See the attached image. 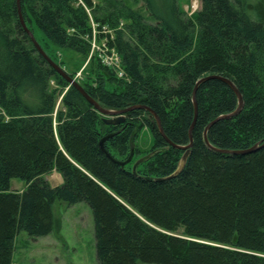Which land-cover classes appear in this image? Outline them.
I'll return each mask as SVG.
<instances>
[{
  "label": "trees",
  "instance_id": "obj_1",
  "mask_svg": "<svg viewBox=\"0 0 264 264\" xmlns=\"http://www.w3.org/2000/svg\"><path fill=\"white\" fill-rule=\"evenodd\" d=\"M127 1L19 0V8L44 53L56 63L53 51L76 52L78 68L92 21L129 82L92 56L84 91L103 108L148 107L170 142L185 146L191 133V146H171L144 109L104 125L38 53L17 0H0V264H11L18 232L37 239L53 231L56 201L90 207L98 264H264V146L221 152L264 142V0H199L191 14L184 0H140L145 14ZM208 76L235 85L238 114L220 118L237 97ZM51 82L67 87L60 108L62 89ZM142 127L153 145L133 174L130 144ZM107 134L116 160L133 150L124 167L101 151ZM53 170L62 177L56 186L43 177ZM12 178L26 182L22 192L10 190Z\"/></svg>",
  "mask_w": 264,
  "mask_h": 264
},
{
  "label": "rangeland",
  "instance_id": "obj_2",
  "mask_svg": "<svg viewBox=\"0 0 264 264\" xmlns=\"http://www.w3.org/2000/svg\"><path fill=\"white\" fill-rule=\"evenodd\" d=\"M127 2L129 4L131 3L135 8L142 9L144 14L146 13L142 5L143 3L140 0H137V3H133L132 0ZM199 7V0H184L182 2V8L187 14H191L193 11L199 9ZM90 25L92 27L93 37L88 41L90 47L86 57L83 58L84 62L82 66L78 68L79 62L77 60L80 61V56L77 55L76 52L65 49L52 52L56 63H58L57 65L61 63L64 67L59 66L64 68L65 71L68 70L70 73L75 72L73 78L80 84L83 82L85 74V70L83 71L84 67L92 56H96L103 65L116 71L114 72L116 77L128 83L129 80L125 78V75L118 73L122 71L120 63L117 62V65L111 63L110 65L105 61V58H108L111 62V57H114L113 53L119 56L118 53L115 49L110 48L105 39H97L100 33L96 30L95 24L92 21ZM110 31L112 30H107V32ZM35 34H37L38 37V35H41V32L36 29ZM51 85L54 89H62V93L57 96L56 99V108H60L62 94L67 87H59L53 82H51ZM103 118L104 117L100 115L101 122L106 125L102 120ZM126 118L127 115L125 120ZM136 132L138 135L130 144L135 151L133 162L145 157L153 145L152 134L146 127H142L140 130L138 128ZM112 152L115 153L116 157L119 159L121 158L115 148H112ZM43 177L49 181L51 185H55L59 181H62L61 175L55 170ZM25 187L26 182L24 180L19 178H12L10 180L11 191L20 193ZM54 215V229L49 235L31 239L23 231L17 233L14 238V252L11 264H98L96 259L93 217L90 207L84 202L69 206L61 201H56L54 204Z\"/></svg>",
  "mask_w": 264,
  "mask_h": 264
},
{
  "label": "water",
  "instance_id": "obj_3",
  "mask_svg": "<svg viewBox=\"0 0 264 264\" xmlns=\"http://www.w3.org/2000/svg\"><path fill=\"white\" fill-rule=\"evenodd\" d=\"M17 6H18V13H19V21H20V24L22 26V28L24 29V31L26 32V34L29 36L30 40L32 41L34 47L36 48V50L38 51V53L47 61V63L56 71V73H58L65 81L66 83L75 88L84 98L85 100L96 110L98 111L104 118L102 119L103 122L106 124V125H111V126H116L118 124H121L125 121V117H126V113L130 112V111H133V110H136V109H144L148 112H150L156 123H157V126H158V130L159 132L161 133L162 136L165 137L164 133H163V130H162V127H161V124H160V121H159V118L158 116L151 110L149 109L148 107L144 106V105H134V106H130V107H126L124 109H118V110H114V109H109V108H103L102 106H100L95 100H93L85 91L84 89L81 87V85L75 81L73 79V77H71L69 74H67L65 72V70L63 68H61L59 65H57L56 63H54L45 53L44 51L41 49V47L39 46V44L37 43V41L35 40L32 32L26 27L25 23H24V20L21 16V13H20V8H19V0H17ZM208 78H219L221 79L222 81H224L226 84H228L232 90L234 91L236 97H237V107L236 109L229 113V114H226V115H223L221 116L220 118H229L233 115H236L240 112L242 106H243V101H242V96L241 94L239 93V91L237 90V88L235 87V85L229 80V79H226V78H221L219 76H208V77H205L204 79H208ZM204 79H201L204 80ZM200 81H198L196 83V86L197 84L199 83ZM196 86H195V89H196ZM195 89L193 91V94H192V102H193V106H194V121H195V117H196V114H197V104H196V100H195ZM194 121L190 127V130L194 124ZM206 131H207V127L205 128L204 130V133H203V136H204V140H205V143L207 145L208 142L206 140ZM113 136V134H107L105 136H103L100 141H99V147L101 149V151L105 154V156H107L113 163H116L118 165H120L121 167H124L125 165H127L128 163L131 162L132 158H133V154L134 152L131 151L130 153V156L124 160V161H118L116 160L115 158H113L104 148V142L107 141L109 138H111ZM166 138V137H165ZM166 141L173 147L175 148H182V149H188L190 146H191V143H192V137H191V133H189V144L185 145V146H181V145H177V144H173L172 142H170L167 138H166ZM260 146H264V142L261 143L260 145V142L254 144L252 147L246 149V150H243V151H230V150H221V152L223 153H226V154H240V153H249V152H252L256 149H258ZM186 157V154L183 156V160L185 159ZM143 161V159H138L136 160L133 165H132V173L135 174V170L137 168V166Z\"/></svg>",
  "mask_w": 264,
  "mask_h": 264
},
{
  "label": "built area",
  "instance_id": "obj_4",
  "mask_svg": "<svg viewBox=\"0 0 264 264\" xmlns=\"http://www.w3.org/2000/svg\"><path fill=\"white\" fill-rule=\"evenodd\" d=\"M113 55H114V57L113 56L111 57V60H112L111 62L109 61L108 58H105V61H106V63H108L110 65H111V63L114 65H117V62L120 63V58H119V56L115 55L114 53H113ZM118 73L123 74V71H119Z\"/></svg>",
  "mask_w": 264,
  "mask_h": 264
},
{
  "label": "crops",
  "instance_id": "obj_5",
  "mask_svg": "<svg viewBox=\"0 0 264 264\" xmlns=\"http://www.w3.org/2000/svg\"><path fill=\"white\" fill-rule=\"evenodd\" d=\"M62 181H59L57 184H55V185H58V184H60ZM55 185H52V186H55Z\"/></svg>",
  "mask_w": 264,
  "mask_h": 264
},
{
  "label": "bare ground",
  "instance_id": "obj_6",
  "mask_svg": "<svg viewBox=\"0 0 264 264\" xmlns=\"http://www.w3.org/2000/svg\"><path fill=\"white\" fill-rule=\"evenodd\" d=\"M194 14V13H193ZM191 16V15H190ZM97 53V52H96ZM119 54V53H118ZM97 58V57H96ZM119 71V70H118ZM72 74V73H71ZM73 76V75H72ZM121 77V76H120ZM56 175H58V174H56ZM56 178V177H55ZM14 245V244H13Z\"/></svg>",
  "mask_w": 264,
  "mask_h": 264
}]
</instances>
